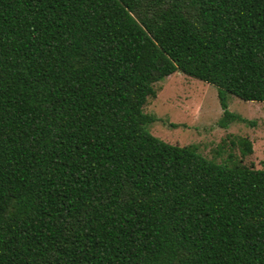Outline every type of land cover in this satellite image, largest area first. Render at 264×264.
Segmentation results:
<instances>
[{"label": "trees", "instance_id": "1", "mask_svg": "<svg viewBox=\"0 0 264 264\" xmlns=\"http://www.w3.org/2000/svg\"><path fill=\"white\" fill-rule=\"evenodd\" d=\"M175 72L245 122L264 0H0V264H264V169L148 131Z\"/></svg>", "mask_w": 264, "mask_h": 264}, {"label": "rangeland", "instance_id": "2", "mask_svg": "<svg viewBox=\"0 0 264 264\" xmlns=\"http://www.w3.org/2000/svg\"><path fill=\"white\" fill-rule=\"evenodd\" d=\"M154 87L155 98H149L143 107L145 114L156 119L148 126L152 135L171 145H194L200 155L216 163L240 161L264 169L263 102L228 95V110L245 122H232L224 128L218 123L223 110L215 86L175 72ZM240 137L251 142L250 155L243 156L238 145H231V140Z\"/></svg>", "mask_w": 264, "mask_h": 264}]
</instances>
